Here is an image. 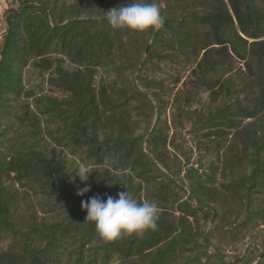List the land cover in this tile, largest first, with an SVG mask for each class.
Masks as SVG:
<instances>
[{
  "label": "trees",
  "instance_id": "1",
  "mask_svg": "<svg viewBox=\"0 0 264 264\" xmlns=\"http://www.w3.org/2000/svg\"><path fill=\"white\" fill-rule=\"evenodd\" d=\"M128 2L12 0L18 8L3 11L0 233L16 246L0 264H264L263 231L231 257L211 243L213 229L194 225L215 215L232 244L264 226V11L258 0H146L162 28L113 29L105 12ZM167 65L189 73L182 89L180 77L154 75ZM28 66L47 80L27 88ZM185 122L203 154L195 164ZM223 149L221 167L204 162ZM122 191L158 205L157 227L105 243L81 203Z\"/></svg>",
  "mask_w": 264,
  "mask_h": 264
},
{
  "label": "clouds",
  "instance_id": "2",
  "mask_svg": "<svg viewBox=\"0 0 264 264\" xmlns=\"http://www.w3.org/2000/svg\"><path fill=\"white\" fill-rule=\"evenodd\" d=\"M105 19L113 29H127L134 32L158 30L164 25V17L157 3L146 0H132L105 12ZM87 164L81 165L76 176L87 182L90 175ZM90 186L79 189L78 196H84ZM82 209L87 213L86 222L95 225L99 239L105 243L113 242L123 235L142 234L157 227L159 208L155 202L139 203L127 191L116 197L102 199L93 196L82 200Z\"/></svg>",
  "mask_w": 264,
  "mask_h": 264
},
{
  "label": "rangeland",
  "instance_id": "3",
  "mask_svg": "<svg viewBox=\"0 0 264 264\" xmlns=\"http://www.w3.org/2000/svg\"><path fill=\"white\" fill-rule=\"evenodd\" d=\"M114 1L115 0H109L110 3L114 2ZM122 1L125 2V0H119V2H122ZM258 4L261 7V9L264 11V0H258ZM10 6H12L13 9L18 8V4H12V0H8L7 6L5 3V6L2 7V10L0 12V35H1V33H3L4 27H5V22L3 19V15H4L3 11L5 10L6 7L10 8ZM0 45H1V42H0ZM67 64H68V62L66 61L65 65H67ZM233 65H234L235 71H238L240 69L242 71H244V66L242 63H240L238 61H234ZM182 68L183 67L167 65L166 67L162 68L163 70L160 74L155 73L154 75L156 77H160V78L165 79L167 84H169L172 81V78H175V76H178L181 79V83L178 85L177 89H182V87H183L182 83L189 76V73L186 72V69H184V68L182 69ZM147 73L149 75H152V71H150V72L147 71ZM43 77H39L37 74V71L33 70L31 66H28V67H26V69L24 70V73H23V82L27 88L35 87V86H39L43 79H44V81L47 80V74H45ZM99 77H100V75L98 74V76L95 79V85L98 84ZM43 86H44V90L46 92L50 93V95H52L53 97H58V98L64 97V94L62 92L54 90V89L51 90V88H49L45 83ZM204 101H206V98H204ZM199 108L200 107H194V109H196L197 111H200ZM170 113H171V111L169 109H167L166 114L164 116V119L166 121H168L169 124H170V120H171ZM191 129H192V123L185 122L184 123V130L182 131V137L187 140V143H186L184 149L186 152L191 154L190 162L192 164H195L201 158V156L203 154L199 153V151L197 150L196 139L193 137V135L190 134ZM170 131H171V134H170L171 137L177 139L176 131L173 130L172 127H171ZM169 152L171 153V151H169ZM223 152H224V149L219 152V154H218L219 160L217 159V155L215 153H212V154H210V157H208L207 159L203 158L204 162H206L207 160L213 161V163L215 165H217L218 167H221L222 161L220 158H222ZM204 167H207V165L205 164ZM216 179H217V183L221 181L218 176L216 177ZM23 190L20 189L21 192H23ZM30 200L31 201L33 200L32 197ZM35 211L38 215V218L46 217L45 215H43L39 211L37 206H35ZM177 215L178 214H175V217ZM166 216L171 217V215H169V214H166ZM26 217H27L26 209H25L24 205L21 202H19L16 206L15 211H14V219L17 221V223H20L22 225L21 227H23L26 224V221H25ZM197 224L201 228H202L201 225L205 224L206 231L213 229L214 230V238H212L211 243L213 245L218 246L223 253H226L227 255H229L231 257H234L236 255L243 256L245 251H246V246L248 244L253 243L252 241H250V239H253L255 237L254 236L255 233L259 230L264 232V226H260L256 229H254V231H249L250 233L246 234L244 236V239L239 240L236 244H232V243H229V238L225 234L226 230H227V225H226L227 223H224L221 220H216L214 216L213 217L209 216L205 220V222L202 219L197 218L194 225L196 226ZM15 246H16V244L14 243V240L11 238V236H7L3 233H0V253L5 252L11 248H15ZM210 250L212 251L211 248H210ZM257 261L254 264H256Z\"/></svg>",
  "mask_w": 264,
  "mask_h": 264
},
{
  "label": "crops",
  "instance_id": "4",
  "mask_svg": "<svg viewBox=\"0 0 264 264\" xmlns=\"http://www.w3.org/2000/svg\"><path fill=\"white\" fill-rule=\"evenodd\" d=\"M1 4H2L3 6H2ZM2 7H4V2H1V1H0V12H1V10H2Z\"/></svg>",
  "mask_w": 264,
  "mask_h": 264
},
{
  "label": "water",
  "instance_id": "5",
  "mask_svg": "<svg viewBox=\"0 0 264 264\" xmlns=\"http://www.w3.org/2000/svg\"><path fill=\"white\" fill-rule=\"evenodd\" d=\"M199 211H201V209H198ZM215 216V215H214ZM204 239H205V236H204Z\"/></svg>",
  "mask_w": 264,
  "mask_h": 264
}]
</instances>
